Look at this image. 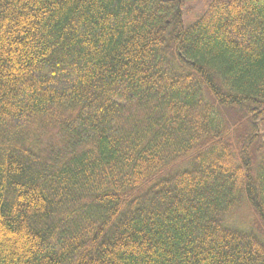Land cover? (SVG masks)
I'll use <instances>...</instances> for the list:
<instances>
[{
    "label": "trees",
    "instance_id": "1",
    "mask_svg": "<svg viewBox=\"0 0 264 264\" xmlns=\"http://www.w3.org/2000/svg\"><path fill=\"white\" fill-rule=\"evenodd\" d=\"M188 1L0 0V264H264V0Z\"/></svg>",
    "mask_w": 264,
    "mask_h": 264
},
{
    "label": "rangeland",
    "instance_id": "2",
    "mask_svg": "<svg viewBox=\"0 0 264 264\" xmlns=\"http://www.w3.org/2000/svg\"><path fill=\"white\" fill-rule=\"evenodd\" d=\"M204 4L205 3L201 0L188 1L185 8V20L187 24L193 22L200 16V14L203 12ZM230 220L235 225L234 227L243 229H248L251 227L252 229H256L254 216L247 204H244L238 210H236ZM262 238H264L263 235Z\"/></svg>",
    "mask_w": 264,
    "mask_h": 264
}]
</instances>
